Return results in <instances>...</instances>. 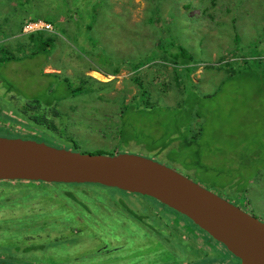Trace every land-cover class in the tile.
<instances>
[{
    "label": "rangeland",
    "instance_id": "rangeland-1",
    "mask_svg": "<svg viewBox=\"0 0 264 264\" xmlns=\"http://www.w3.org/2000/svg\"><path fill=\"white\" fill-rule=\"evenodd\" d=\"M78 2L84 0H0V36L16 54L30 24L54 21L49 58L0 67V136L151 159L264 222V0H216L207 14L200 0H166L153 24L158 12H150V0H98L108 7L93 31L79 29L71 16ZM173 13L184 21L170 35L188 49L190 65L153 53L160 37L170 39L162 26ZM80 18L92 21L88 13ZM77 87L82 92L73 94ZM31 100L43 111L57 106L54 128L24 117ZM126 105L144 109L125 111ZM125 137L134 144L127 147ZM15 184L19 204L10 196L0 213V224L10 221L0 230L8 264H233L207 236H168L171 222L150 220L169 212L155 199L94 184ZM32 245L36 250H25ZM106 245L122 248L100 253Z\"/></svg>",
    "mask_w": 264,
    "mask_h": 264
},
{
    "label": "water",
    "instance_id": "water-1",
    "mask_svg": "<svg viewBox=\"0 0 264 264\" xmlns=\"http://www.w3.org/2000/svg\"><path fill=\"white\" fill-rule=\"evenodd\" d=\"M94 184L146 196L189 218L241 264H264V222L154 160L91 155L0 136V182Z\"/></svg>",
    "mask_w": 264,
    "mask_h": 264
},
{
    "label": "trees",
    "instance_id": "trees-1",
    "mask_svg": "<svg viewBox=\"0 0 264 264\" xmlns=\"http://www.w3.org/2000/svg\"><path fill=\"white\" fill-rule=\"evenodd\" d=\"M10 1H15V0H10ZM20 1L21 0H18V4H20ZM164 1H166V0H150V2L152 4H156L155 6H153L151 4L152 7L150 8V12L152 13V11H153V14L158 12L157 14L154 15L153 21H151L152 17L150 18V21L152 22V24L156 20L160 19L159 18V16H161L160 4ZM200 1H201V4L205 7L204 13H206V14L211 11V9L209 10L208 7L209 6L211 7V5L213 6L216 3V0H200ZM218 1H221V0H218ZM230 4H231V1L229 2L228 5H226L228 12L230 11V7H229ZM232 5H233L235 11H237V13L241 14L244 12V8L242 6H240L236 3H232ZM107 7H108L107 5L99 4L98 0H84V2L72 3L70 13H71L72 17H74L78 20V21H76V24L79 25L78 26L79 29L88 28V30L93 31L95 29L94 22L97 19L98 13L100 11H103V9H106ZM153 8H154V10H153ZM82 12H84L86 14L88 13L89 17L92 18V21L88 22V19H87V21L82 20L80 18V14ZM43 20L47 23H50V24L53 23L54 24L53 20H49V19H43ZM169 20H172V21L169 22ZM179 20L184 21L183 15H181L180 13H173V17L171 16L170 18H168V21L167 20L164 21L165 23L162 26L164 30L163 29L162 30L167 31L169 33L170 39L164 40L165 36L160 37V41L157 42L156 47L153 50V53L154 54H164L165 56H167L168 58H170L172 60L173 64L182 63L185 65H190L193 63L194 58L190 55L188 49L182 45L183 43L180 39H178V36L170 35L172 32V29L177 27V22ZM160 21H163V19ZM184 25H185V23H184ZM231 25L235 28V24H231ZM160 27H158V31L161 30ZM53 35H54L53 33H49V32H40V33L31 34V35H25V36H28V37H26V39L27 40L29 39V40L23 43V46H22L23 49H21L20 51H22L24 53L28 52V51L31 52L30 54L26 53L25 56H23L22 52H20L19 54H16V52H13L12 51L13 49L8 47V45H7L8 42L7 43L2 42V38L0 36V67L6 63L20 62L24 59H27V57L33 58V57L42 55V56H46L47 58H49L51 55L52 48L54 47V46H52L54 44ZM79 37H80V40H84L83 36L79 35ZM236 41H238V39H236ZM56 74L57 73L48 74V75H56ZM107 75L115 76L117 74H108L107 73ZM1 78H2L1 80H2L3 84L9 86V84L5 82V81H7L6 78H4V77H1ZM89 79H91V81H94L95 83L97 82V83H100L102 85H105V83L100 82L98 80H95V78L91 77ZM66 82L67 83L69 82L68 78L66 79ZM9 90H12V87H10ZM71 91L73 94H75V93L78 94V93L82 92V87H79V88L77 87L75 89L71 88ZM23 107H24L23 111L21 110V112L24 114V117H26L27 120H29L35 124H38V125L47 126L49 128H54L55 125L52 123V120L60 117V113L57 109V106H54L53 104H50L49 106H47V108H49V109H47L46 111H43L41 103L39 104L38 101H35V100H33V101L31 100L30 102H28L27 106L24 105ZM131 108L129 107V105H126L124 107L125 111L128 110V111H132V112H140L141 109H144L143 107L137 106L136 111H134V110H131ZM40 111L41 112H48L49 114L44 113V114L38 116L36 113L40 112ZM2 114H4V112ZM50 117H51V119H50ZM53 117H55V118H53ZM0 119H2V118H0ZM0 129H3V128L0 126ZM20 134L24 135L23 132L22 133L20 132ZM25 135H27V133H25ZM34 136H36V135H34ZM134 139L135 138H126L125 137L124 142H125V144H127V147L129 145L134 144V143H131ZM15 183L35 184L36 182L1 181L0 182V198H3V201H2V204L0 203V213H2V210L4 209L5 204L10 202V199H9L10 196H13L14 197L13 201L16 202V204H19L20 198L22 197L21 196L22 194H19L17 191H15V188H16ZM39 183H43V182H39ZM9 185H11V186L9 187ZM75 185H77V184H75ZM116 190H118V189H116ZM118 191H121V190H118ZM121 192H124V191H121ZM19 195L21 197H19ZM72 196L75 197L74 195H72ZM162 206L165 207L167 209V211L170 212V213L169 212L167 213V215H168L167 218H165L163 216L158 218V217H154L152 215H151V219L149 216H147V217L151 221L164 219V220H167L168 223L171 222V224H170L171 226L170 225L167 226V228L170 227V229H169L170 232L168 233V236L178 235V237H179V233H182V231H184V235L186 237H188L189 239H191L193 242L196 239L201 238L202 235H204V236L209 237L215 243L219 244L211 236H209L205 231H203L197 225H195L189 218L181 215L180 213L176 212L175 210H173V209H171V208H169L163 204H162ZM173 216H174V218H173ZM184 220L187 221L188 224L185 225ZM8 222H10V221L1 222L0 230ZM20 222L21 221H16L13 224L18 225ZM180 223H183V225L181 226ZM16 225H13V226H16ZM166 225H168V224H166ZM180 226H181V229L179 228ZM167 239H168V237H167ZM184 245L186 246V243ZM32 247H33V245L30 246L29 248H26L25 250H27L28 252L36 250ZM191 249L193 250V252L196 251L194 246H192ZM201 260H204V259H201ZM201 260L197 261L196 263H192V264H201L204 262ZM10 261H11L10 259L5 260L4 258H1V256H0V264H8ZM198 262H200V263H198Z\"/></svg>",
    "mask_w": 264,
    "mask_h": 264
},
{
    "label": "built area",
    "instance_id": "built-area-1",
    "mask_svg": "<svg viewBox=\"0 0 264 264\" xmlns=\"http://www.w3.org/2000/svg\"><path fill=\"white\" fill-rule=\"evenodd\" d=\"M26 34L31 35L34 33L40 32H49L52 33L53 26L50 23L45 22L44 20L37 21L36 23L30 24L26 29Z\"/></svg>",
    "mask_w": 264,
    "mask_h": 264
},
{
    "label": "flooded vegetation",
    "instance_id": "flooded-vegetation-1",
    "mask_svg": "<svg viewBox=\"0 0 264 264\" xmlns=\"http://www.w3.org/2000/svg\"><path fill=\"white\" fill-rule=\"evenodd\" d=\"M43 143V142H42ZM47 144V143H46ZM162 220H164V219H161V224H162V226L161 227H163L164 225H163V222H162ZM219 245H221V246H223L222 244H220L219 243ZM224 247V246H223ZM122 248V246H120V245H118V247H114V248H110V246H108V245H106L102 250H101V252L100 253H105V254H110L112 251H117V250H119V249H121ZM231 262H233V264H241V261L238 259V258H236V257H234L232 254H231Z\"/></svg>",
    "mask_w": 264,
    "mask_h": 264
}]
</instances>
